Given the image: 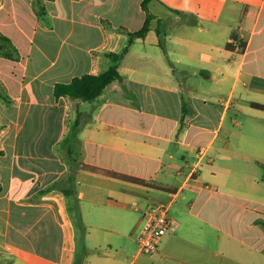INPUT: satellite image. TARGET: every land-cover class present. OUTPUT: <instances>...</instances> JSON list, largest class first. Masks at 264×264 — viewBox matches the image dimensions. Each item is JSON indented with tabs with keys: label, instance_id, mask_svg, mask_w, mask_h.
I'll return each mask as SVG.
<instances>
[{
	"label": "crops",
	"instance_id": "obj_1",
	"mask_svg": "<svg viewBox=\"0 0 264 264\" xmlns=\"http://www.w3.org/2000/svg\"><path fill=\"white\" fill-rule=\"evenodd\" d=\"M36 1L0 0V32L20 51L0 56L12 100L0 96V264H74L77 251L82 264H264V201H242L236 174L250 155L264 165V113L254 135L240 120L264 103V0H153L151 30L95 101L55 86L108 69L143 27V0H42L44 17ZM77 114L78 141L63 145ZM70 172L73 195L55 186ZM213 200L241 207L237 227L230 212L212 221ZM159 201L173 227L141 253L143 210Z\"/></svg>",
	"mask_w": 264,
	"mask_h": 264
},
{
	"label": "trees",
	"instance_id": "obj_2",
	"mask_svg": "<svg viewBox=\"0 0 264 264\" xmlns=\"http://www.w3.org/2000/svg\"><path fill=\"white\" fill-rule=\"evenodd\" d=\"M153 0H143L142 7L146 12V20L143 27L137 31H129V43L128 45L120 52H116L111 54V59L113 63L111 66L104 70L99 74H84L82 76L74 77L71 82H59L55 86V95L57 97L60 96H68L73 99H80L84 101H95L98 99L104 92L105 88L111 84L115 80H121L122 75L119 71L120 62L125 56L126 52L129 49V45L134 42L136 38L145 37L149 31L151 30V20L154 17V14L150 10V3ZM35 9L37 10L39 16L44 17L46 14V8L42 3V0H37L35 3ZM232 43L229 42L227 44L228 48H232ZM20 55V51L18 47L13 43V41L6 36L5 34L0 32V56H5L8 58H17ZM0 96L6 101V103L11 102L12 100L8 97V95L0 90ZM251 106L255 109L264 110V103L253 101L251 102ZM78 114H81L80 112ZM77 114V115H78ZM82 127V122L80 119V115L76 117L74 120L69 132L64 137L62 144L66 146L75 145L78 141L77 133L80 131ZM3 154V151L0 150V155ZM80 168H85L91 171H103L110 176L117 177L126 181H131L134 183L145 184L152 186L151 183L147 182L145 179L129 175L122 172L112 171L102 169L98 166L85 164L80 162ZM63 180H66L69 184L68 188H65V193L73 195L75 192V176L72 172L66 177V179H62L58 181L55 186L62 187L61 183ZM264 224V221H262ZM83 255L79 254V251L76 253V259L74 264H82Z\"/></svg>",
	"mask_w": 264,
	"mask_h": 264
},
{
	"label": "rangeland",
	"instance_id": "obj_3",
	"mask_svg": "<svg viewBox=\"0 0 264 264\" xmlns=\"http://www.w3.org/2000/svg\"><path fill=\"white\" fill-rule=\"evenodd\" d=\"M250 109H252L251 113L241 115V132L254 135L256 134L258 129V122L255 118V115L256 113H264V110L255 109L253 107ZM249 157V159L241 160V169L236 171V174L241 179V185H239L238 187L241 190L242 201H246V199L264 201V165H261L258 162V157L251 155ZM228 199L237 204L241 203V199H234L232 197H229ZM211 204V206L218 207L217 214L214 218H212L213 222L222 226H226V219L225 217H221L220 213L230 212L228 226L231 228L238 226L239 220L241 218V207L239 205L226 202L219 203V201L217 200H213ZM249 205L256 206V203H249ZM225 247H228L229 249H227V251L229 252L230 250V252L234 255L241 254L240 242L235 239H228V245ZM260 259L264 261V254L260 256Z\"/></svg>",
	"mask_w": 264,
	"mask_h": 264
},
{
	"label": "built area",
	"instance_id": "obj_4",
	"mask_svg": "<svg viewBox=\"0 0 264 264\" xmlns=\"http://www.w3.org/2000/svg\"><path fill=\"white\" fill-rule=\"evenodd\" d=\"M205 149H202L201 156ZM144 224L139 233L138 241L141 253L155 252L163 236L173 227L170 203L159 201L148 205L143 210Z\"/></svg>",
	"mask_w": 264,
	"mask_h": 264
}]
</instances>
